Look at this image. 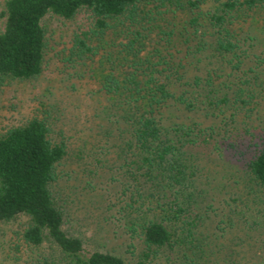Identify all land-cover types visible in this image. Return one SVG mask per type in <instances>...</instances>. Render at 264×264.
I'll return each instance as SVG.
<instances>
[{
    "label": "trees",
    "instance_id": "1",
    "mask_svg": "<svg viewBox=\"0 0 264 264\" xmlns=\"http://www.w3.org/2000/svg\"><path fill=\"white\" fill-rule=\"evenodd\" d=\"M147 1H5L0 85L43 73L46 15L86 13L62 61L98 89L84 138L51 115L0 136V222L27 216L23 239L56 247L51 264H128L102 226L130 241L137 264H264V141L243 171L219 162L221 144L252 136L264 116V25L235 27L264 0H157L148 10ZM177 12L187 13L180 26ZM73 157L79 170L57 190ZM71 179L101 239L69 229L60 191Z\"/></svg>",
    "mask_w": 264,
    "mask_h": 264
},
{
    "label": "rangeland",
    "instance_id": "2",
    "mask_svg": "<svg viewBox=\"0 0 264 264\" xmlns=\"http://www.w3.org/2000/svg\"><path fill=\"white\" fill-rule=\"evenodd\" d=\"M5 1L0 0V32L3 31L5 25V18L2 16ZM145 5L147 10L154 9L157 6V0H148ZM160 11L166 12V9L160 8ZM163 17L172 20L173 14L167 13ZM176 17L173 23L180 26L187 19V13L177 12ZM89 22L86 13L78 14L73 20H63L53 14H48L43 18L42 26L46 31L47 39L44 71L41 76L33 80H6L0 85V136L10 128L23 125L33 118H43L48 115L57 119L58 125L68 135L74 134L75 130L82 131L85 126L91 125L87 120L95 105L91 95L97 91V83L91 79L89 74H84L80 78L73 77L75 69L62 61L63 55L69 53L74 33L87 30ZM157 25L165 28L163 20H159ZM263 25L264 11L257 10L245 21L237 23L235 27L242 34L247 31L258 34V30ZM156 33V29H153L149 36V49L154 48L156 42L159 41ZM255 120L254 128L250 131L252 136H241L231 146L229 144L232 140H226L221 144L220 163L234 167L238 171L246 169L247 163L261 148L264 141V116L262 119ZM85 134L84 131L77 135L84 138ZM77 140L78 138H74L72 146L76 147L80 144ZM199 152L208 154L205 149H200ZM204 159L207 161L210 158L206 156ZM72 170H79L75 157L69 159L67 165L60 168L61 183L57 190L65 186ZM69 185L72 186L71 190L67 187L60 191V193H66L60 203L63 205L66 217L70 220L68 227L71 232L81 234L87 240L92 239L99 226L98 222L92 219L96 214L88 213L82 203H79L82 198L78 195L79 183L71 179ZM29 223V218L23 215L10 221L0 222V264H51L60 258L56 247L48 242L40 246L25 243L23 234ZM99 233L102 238L111 239L109 243L116 247V252L123 255L128 264H137V255L131 252L132 248L128 250L130 241L126 240V237L112 239V234L108 233L103 226ZM134 243L137 245L138 241ZM93 248V245H89L87 251ZM153 264L162 263L159 261Z\"/></svg>",
    "mask_w": 264,
    "mask_h": 264
}]
</instances>
